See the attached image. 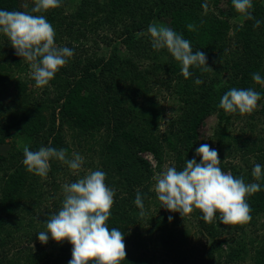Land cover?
Returning <instances> with one entry per match:
<instances>
[{
  "label": "trees",
  "instance_id": "trees-1",
  "mask_svg": "<svg viewBox=\"0 0 264 264\" xmlns=\"http://www.w3.org/2000/svg\"><path fill=\"white\" fill-rule=\"evenodd\" d=\"M215 1L218 13L211 11L208 0H62L57 9L32 13L44 15L53 25L57 46L74 51L49 83L50 92L56 93L52 97L46 91L43 97L28 91L34 82L28 67L25 77L13 79V73H20L29 63L0 34V145L12 135L21 137L10 154L0 153V264H69L72 259L73 246L68 241L58 243L49 234L43 244L38 233L46 231L45 222L62 207L64 180L60 181L59 171L65 177L73 175L55 162L44 179L29 173L22 163L23 148L18 147L23 144L32 151L47 144L67 154H84L85 166L90 168L98 163L95 170L106 173V184L115 191L107 224L124 234L126 259L121 264H234L246 258L264 264V239L252 252L245 243L234 246V237H221L217 226L206 223L202 212L196 210L198 232H207V238L193 243L189 233L178 228L177 212L166 209L149 217L147 228L140 224L144 219L134 203L137 192L144 205L158 202L152 189L155 171L144 153L155 158L158 171L163 170L166 156L177 168L183 167L185 163H181L196 153L198 128L210 115L217 117L213 130L216 150L243 158L256 149L258 163L264 162V144L257 143L260 140L251 141L255 149L240 140L259 122L260 139L264 136V86L252 79L254 73L264 78L263 0H253V15L262 21L258 28L254 20L244 17L242 23H230L231 17L241 15L232 0ZM33 7L23 8L20 0H0V10L31 12ZM161 18L191 42L194 53L204 52L213 70L193 67L186 79L181 63L167 49L155 50L150 35L147 41L144 35L137 36ZM116 39L126 50L124 55L113 44ZM103 44L109 49L103 51ZM144 59L150 63H141ZM197 78L203 83L195 84ZM232 88L259 92L260 107L250 115L226 113L218 105ZM7 89L12 100L4 103ZM159 93L177 100L176 112L163 128L156 100ZM239 121L243 125L235 129ZM64 125L76 132L72 146L64 142ZM195 159L200 162V157ZM220 167L240 178L241 169L226 167L222 161ZM256 183L261 190L247 198L251 216L264 213V177ZM49 241L58 247L46 250ZM10 249L14 251H5Z\"/></svg>",
  "mask_w": 264,
  "mask_h": 264
},
{
  "label": "clouds",
  "instance_id": "clouds-1",
  "mask_svg": "<svg viewBox=\"0 0 264 264\" xmlns=\"http://www.w3.org/2000/svg\"><path fill=\"white\" fill-rule=\"evenodd\" d=\"M61 3L62 0H34L31 12L0 10V34L29 63L37 88L46 87L74 56L72 49L57 46L56 30L46 17L32 14L57 9ZM232 4L245 19L255 21L254 27H260L262 21L253 15V0H232ZM203 7L207 10V4ZM188 28L191 30L193 25L189 24ZM147 33L155 50L167 49L181 63L186 79L191 76L190 68L213 70L207 64L205 53L200 50L194 53L191 42L170 27L153 22ZM143 35V32L137 33V36ZM252 79L264 86V78L259 73H254ZM202 83L199 78L195 80L197 85ZM260 100V93L252 88H232L222 96L218 106L229 114L250 115ZM18 147L23 148L22 163L26 170L41 178L48 176L51 160L66 164L74 174L82 170L85 162L79 153H73L69 159L64 149L42 146L32 151L27 144ZM196 156L201 157L199 163L196 159H187L183 170L169 166L153 177V190L162 207L178 212L182 218L199 210L209 224L215 222L217 213L223 225L249 223L252 216L247 198L261 190L260 184L246 183L243 178L222 171L218 151L208 144H201ZM252 176L255 181L264 177L260 164H255ZM114 197L115 191L108 187L106 173L101 170L89 171L76 182L64 184L62 207L47 219L46 231L38 233L39 241L47 244L49 234L58 243L68 241L73 246L69 264H121L126 259L124 234L117 228L109 229L107 224ZM134 203L144 217L145 205L139 192ZM168 219L171 222L172 217Z\"/></svg>",
  "mask_w": 264,
  "mask_h": 264
},
{
  "label": "rangeland",
  "instance_id": "rangeland-1",
  "mask_svg": "<svg viewBox=\"0 0 264 264\" xmlns=\"http://www.w3.org/2000/svg\"><path fill=\"white\" fill-rule=\"evenodd\" d=\"M74 1L75 0H72V3ZM208 1L211 5V7H210L211 11H213L214 13H218V7H216V6H218V4H216L217 2L215 0H208ZM220 3L222 5L224 4L222 2H220ZM263 4H264V0H263ZM20 5L23 8L27 7L29 5H34V0H20ZM242 20H243V16L238 15L236 17H231L230 23H232V24L242 23ZM155 23L163 24V25L168 27V22H167V19H165V18H161V19L155 21ZM230 34H232V32H230ZM144 36H145V40L147 41L149 38V34L147 33V31L144 32ZM113 44L116 45L118 47V49H120V52L122 55H124L126 53V50L123 48V46L120 44V42L117 39L113 40ZM102 47H103V51L104 50L106 51L109 49V45L103 44ZM141 63H143L144 65H147L150 63V59L141 60ZM23 67L24 68H23V70L20 71V73H18V72L13 73V79L25 77V74H28L27 67H28V70L30 72L29 75L31 77L30 66L23 65ZM49 87H50V84H48L46 87H43V88H37L35 86V81H34V82L30 83L28 91L31 92V94L34 97H40V96L43 97V95L45 94V91L49 92L51 97L56 96V93H54L52 90L50 92ZM4 95H5V97L3 98L4 103H8L12 100V92L9 91L8 89L5 90V94H3V96ZM151 98L152 97L150 96V99ZM156 100L160 104V112H159V113H161L160 128H163L166 126V123L168 122L170 117L175 114L177 100L174 97H167L166 93H159ZM259 107H260V105H259ZM216 123H217V117L215 115H210L200 124V126L198 128V148L200 147L201 144H208L211 148L216 150V145H215L216 142H215V138L213 136V130L216 126ZM242 123H243V121L236 122L234 125L235 129H239V126L243 125ZM253 125H257V123L254 121ZM255 128L256 127L253 126L254 131L247 129V132L244 133L243 137L240 139L243 143H247L246 141H248L250 143L249 147L251 149H255V147H256V145L254 146L253 144H251L252 140L262 141V142L258 141L257 142L258 145L264 144V136H263V140L260 139V136H261V134H260L261 133V130H260L261 124H260V122L258 123L257 128L256 129ZM62 134L64 136V142L68 146H72L74 141L77 139L76 132H74L72 129H69V127L67 125L63 126ZM89 135H88V137H89ZM19 138H21V137H19V136L17 137L16 135L10 136L4 144L0 145V153L10 154L13 150V147H16V142H17L16 139H19ZM42 146L47 147V144H43ZM247 146H248V143H247ZM255 150H253V152H249L248 154H246V156H242L243 158H240V155L229 156L226 152L221 153L220 151H218V150L217 151H218V153L220 152L219 153V159L226 164V167L232 165L233 167H237L238 169H241L240 178H243L246 183H252V182H257V181H255L254 177L252 176V170H253L255 164H259L258 158H257V152ZM73 153H75V152H71V153L67 154L69 159L72 158ZM82 156L84 157V161L86 162L85 155L83 154ZM144 156H146L150 160V162L152 163V167L155 171L153 177L155 175H157L158 173L162 172L166 167H169V166L176 167V165L174 164L175 162L172 160L167 161L168 157L166 156V162H165V165H163L164 166L163 170L158 171L156 169L155 158L148 152L144 153ZM170 157H172V155L169 156V159H170ZM195 158H196V153H192L190 156V160L195 159ZM200 160H201V157H200ZM186 161L181 163L182 165L185 163V165L183 167H181L180 165L178 168L176 167L177 170H183V168L186 166ZM52 162L59 163V165H62V169L64 171H69L72 173L73 178L70 176L65 177V174L61 170L59 171L60 172L59 173L60 181L62 182L64 180V184H70V183L76 182L78 179L83 178V176L86 175L89 171H95V169L98 168V163H95L94 167L90 168L89 166H85V162H84V164L82 166V170L80 172L74 174L72 172V170L66 164H63L57 160H51L50 165ZM260 165H261V167H264V162ZM223 171L225 173H230V169L223 170ZM153 177H152V189L154 188V184H155ZM42 179H44V178H42ZM145 211H146V215L142 218V219H144V221L140 223L142 226L147 224L146 219H148L149 217H157L160 214H163L164 212H166L167 210L164 207H162L161 202L158 200V202L156 204L150 203L149 206L145 205ZM176 215L177 216L175 218L179 219V222L177 224L178 228L184 229L189 233V240L193 243H198L199 238H200L202 240L201 243H203L204 239L207 238V235H206L207 232H203V234L198 232L199 228H198V222L196 220L197 211L195 210L192 214L185 216L183 218L181 217V215L178 212ZM214 224L217 226V228L219 230V235L221 237H228V238L234 237V240L232 241V245H234V246L245 243L246 248L252 252V249L259 246L263 242V239H264V213H259V214H256L255 216H252L251 221L245 225H242V226L241 225H223L220 222L219 213H217L216 220H215ZM146 227L149 228L148 225H146ZM155 232H157V231H155ZM155 235H153V238L155 237ZM238 235H241L242 238H239ZM24 242H23L24 245H26L27 242L26 241H24ZM152 243L155 245L154 242H152ZM57 247L58 246L53 247L52 243L50 241H49L48 245L44 246V248L46 250H49V251L52 250V248H57ZM224 247H225V245H224ZM9 248H11V247H9ZM5 251L6 252H13L14 250L10 249V250H5ZM157 252L160 253L161 250H160V252L159 251H157ZM153 264H157V262H154ZM225 264H228V262H226ZM229 264H231V263H229ZM232 264H233V262H232ZM234 264H253V263L249 258H246L243 261L236 260L234 262Z\"/></svg>",
  "mask_w": 264,
  "mask_h": 264
}]
</instances>
